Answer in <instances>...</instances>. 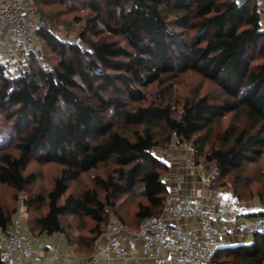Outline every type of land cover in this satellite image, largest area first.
I'll use <instances>...</instances> for the list:
<instances>
[{"label": "trees", "instance_id": "trees-1", "mask_svg": "<svg viewBox=\"0 0 264 264\" xmlns=\"http://www.w3.org/2000/svg\"><path fill=\"white\" fill-rule=\"evenodd\" d=\"M34 4L45 20L37 30L42 54L17 42L14 63L0 55V183L24 192L36 181L25 174L32 161L59 169L45 194L22 202L27 233L62 235L61 219L79 214L95 223L83 245L87 253L110 213L131 230L147 217L161 216L169 196L163 177L170 167L153 150L172 142L192 147L195 165L214 163V190L257 205L246 218L264 215V175L256 192L244 197L238 189L246 165L264 156V28L257 0ZM69 13L75 39L54 32ZM187 72L214 84L220 99L195 91L182 102L174 100L173 84ZM151 87L157 101L148 100ZM228 115L232 119L223 129ZM100 168L107 173L93 179L102 198L91 189L68 192L71 182ZM122 197L135 199L132 221L115 204ZM41 204L45 212L29 218L28 209ZM17 210L0 202L1 232H9ZM211 261L264 264V232L218 247Z\"/></svg>", "mask_w": 264, "mask_h": 264}, {"label": "built area", "instance_id": "built-area-1", "mask_svg": "<svg viewBox=\"0 0 264 264\" xmlns=\"http://www.w3.org/2000/svg\"><path fill=\"white\" fill-rule=\"evenodd\" d=\"M45 20L34 0H0V29L6 28L11 41L21 43L33 55L40 46L37 30ZM213 177H206L211 184ZM166 216L193 223L196 228H184L167 222L162 216L145 218L136 230L117 219L106 224L100 238L105 242L101 250L95 246L89 262L111 264L113 260H134L126 243L139 242L142 255L154 264H214V251L222 245H236L247 241L254 233L264 232V215L217 225L221 212L210 211L191 201L174 202L164 209ZM25 209L15 213L9 232L0 241L1 264H31L35 247L40 240L27 233L23 225Z\"/></svg>", "mask_w": 264, "mask_h": 264}, {"label": "rangeland", "instance_id": "rangeland-1", "mask_svg": "<svg viewBox=\"0 0 264 264\" xmlns=\"http://www.w3.org/2000/svg\"><path fill=\"white\" fill-rule=\"evenodd\" d=\"M260 5V11L262 13L261 24L264 28V0H257ZM76 14H82V11L75 12ZM73 13H69L63 18L62 26H60L54 32H60L63 30L67 34V37L70 39H75L78 35V32L75 30L77 26L70 25L71 18ZM58 23V21H57ZM75 24V23H74ZM65 29L70 30V32H66ZM61 33V32H60ZM9 44L8 50H1V56L4 58H9L12 63L18 59V45L16 41H12ZM8 51V52H6ZM42 54V50H40V55ZM14 66V64H13ZM174 90V100H179L182 102L187 97H191L195 91L199 94H206L209 96L211 100H219L221 97L220 90L211 82L204 80L198 74L187 72L179 77V79L173 84ZM148 100H158V93L155 88L151 87L147 91ZM181 100V101H180ZM175 110L180 109V105H174ZM232 115L226 116L222 121V128L230 123ZM0 124H3L2 118L0 116ZM175 145V142H172L171 145ZM170 145V146H171ZM177 145V144H176ZM170 146L166 148L169 150ZM186 150V152L193 159V148L188 145H178ZM165 150V149H160ZM157 149H154L155 153ZM193 162V160H192ZM195 165V163L193 162ZM208 165L207 168L202 170L203 177L212 178L214 175L215 167L212 163H205L204 166ZM210 168V169H209ZM34 174L36 177V181L34 185L29 186L24 192H16L12 188H10L6 184L0 183V202L5 207L6 210L11 211L14 209L24 208L22 202L27 200V198L38 195L45 194L52 185L53 179L58 175L59 169L57 165L49 164L43 165L36 161H32L28 166L25 174ZM105 168H100L96 172H90L84 174L80 177L78 181L71 182L69 185L68 192L74 195H80L83 191L91 189L95 190L98 194L99 198L103 197L102 190L94 184V175H99L104 177L106 174ZM264 175V156L259 158V160L251 165H246L245 172L242 174L240 184L238 185V189L242 195L247 196V192H256L260 189L262 184V177ZM234 177V176H233ZM233 177H229L227 182L234 181ZM233 183V182H232ZM134 198L131 197H122L120 200L116 201V206L118 207V211L124 212L126 214V221H132V210L134 207ZM245 204H254V203H245ZM45 205H36L28 209V217L35 218L40 214L45 212ZM114 213H110L109 220L116 219ZM62 225L64 226L65 233L62 235L54 234L51 237L44 234L41 236H35L40 240V247H35L33 250V255L31 258V264H93L87 261V257H89L93 251L95 246L89 251L85 252L84 246L86 244V239L90 236V230L94 228L95 223L87 217H84L79 214L68 215L63 217ZM104 225L101 226L103 228ZM7 233H3L0 231V241L6 236ZM34 235H36L34 233ZM70 236L71 240H68ZM69 241L71 245H68L66 242ZM96 245V244H95ZM126 262V261H125ZM125 262L120 261H112L111 264H121ZM98 264H105V262H99ZM127 264V263H126Z\"/></svg>", "mask_w": 264, "mask_h": 264}, {"label": "crops", "instance_id": "crops-1", "mask_svg": "<svg viewBox=\"0 0 264 264\" xmlns=\"http://www.w3.org/2000/svg\"><path fill=\"white\" fill-rule=\"evenodd\" d=\"M10 42L12 41L8 37L7 29H0V53L2 49L8 50L10 47L8 43ZM154 154L170 167L169 173L163 177L169 190V196L163 209L174 202L191 201L210 211H220L222 219L216 221L217 225L224 223L230 225L234 221L246 219V213L255 211L258 208L256 204L250 205L236 202L232 193L229 191L214 190L212 183H206L202 174V170L207 168L208 165L204 166L205 163L194 165L191 156L181 146L173 144L169 150L157 149ZM212 164L214 165V163ZM161 216L169 223L177 224L184 228H196L191 222L166 216L164 210ZM104 245V240L99 237L95 246H98L99 250H101ZM126 246L134 260H129L121 264H154L152 260L144 258L139 242L128 241Z\"/></svg>", "mask_w": 264, "mask_h": 264}, {"label": "water", "instance_id": "water-1", "mask_svg": "<svg viewBox=\"0 0 264 264\" xmlns=\"http://www.w3.org/2000/svg\"><path fill=\"white\" fill-rule=\"evenodd\" d=\"M87 261H89V258H87Z\"/></svg>", "mask_w": 264, "mask_h": 264}]
</instances>
